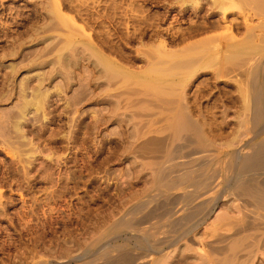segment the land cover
Segmentation results:
<instances>
[{
  "label": "rangeland",
  "instance_id": "1",
  "mask_svg": "<svg viewBox=\"0 0 264 264\" xmlns=\"http://www.w3.org/2000/svg\"><path fill=\"white\" fill-rule=\"evenodd\" d=\"M181 1L0 0V264H264V212L234 194L239 178L255 177H239L242 159L264 145L263 73L261 123L248 60L219 72L213 61L186 80L183 100L168 94L147 60L225 32L179 40L202 22ZM92 52L127 80L105 77ZM181 101L201 144L174 139ZM171 156L183 167L169 175ZM248 221L256 229L243 230Z\"/></svg>",
  "mask_w": 264,
  "mask_h": 264
},
{
  "label": "bare ground",
  "instance_id": "2",
  "mask_svg": "<svg viewBox=\"0 0 264 264\" xmlns=\"http://www.w3.org/2000/svg\"><path fill=\"white\" fill-rule=\"evenodd\" d=\"M185 3H184V2ZM182 7L183 5L185 6H189V8L193 9L192 11L193 14H195L194 16H196L197 18L199 19H202V22H198L199 25H196L195 26H192V30L190 29V33L188 32V34L186 35H189L188 37H186L185 34H182L179 36V40H181L182 42L183 41H186L187 39L189 40V38H193L195 36H199L200 34H205L207 32L209 33H214V31H220V30H225L224 33L220 34V35H214V36H208L207 38H204V39H194L195 41L191 42L189 45H185L183 49H179V51L177 50L176 52H173V53H170L169 52H166V51H163L162 55L159 54V56H157L156 59H150V60H147L148 61V64L146 66L147 70H153L152 72H155L158 76V79H167L170 81V86H167L165 88H170V92L171 91H175V93H179L181 94L180 95V99L183 100V96H184V91H185V87L187 86V83H186V80L192 76V74H195L197 73L199 70L205 68L207 65H209L211 62L213 61H220L221 64L225 63V65H218V72L223 70L222 68H225L227 65L229 66V69L230 70H233L235 71L237 69V66H238V62L240 61H243V60H248L249 63H248V66L250 68L247 67L246 69V72H247V78L251 77L253 82H252V87H253V93L251 94L252 95V113H253V116H252V121L254 123H261L262 122V119H263V113L262 111L259 110V108L261 107V102H260V91L257 89L258 87L257 86V83H258V75L262 74L263 73V78H264V0H182ZM184 3V4H183ZM179 5V6H181ZM181 8V7H180ZM188 8V7H187ZM187 8L186 10L183 11L186 12L187 11ZM239 10V12L241 13V15H244V21H239L238 19H232V20H229L228 19V16H229V13L232 11V10ZM183 10V9H182ZM182 12V11H181ZM186 14V13H185ZM246 15H251L252 16H256L258 17L261 22L258 24V25H250L249 24V18H247L248 16ZM65 17V16H64ZM66 19V18H65ZM148 19V18H147ZM253 19V17L251 18ZM67 20V19H66ZM132 20V19H131ZM133 21V20H132ZM69 22V20H68ZM71 22V21H70ZM69 22V23H70ZM70 26V24H69ZM136 27V26H135ZM71 28V27H70ZM139 30V29H138ZM242 30H244V33L241 34V36L238 35V32H243ZM145 31V30H144ZM75 32V31H74ZM216 33V32H215ZM208 34V33H207ZM129 36V35H128ZM206 37V36H205ZM196 38V37H195ZM187 40V41H188ZM181 43V42H180ZM186 43V42H185ZM114 44V43H113ZM184 44V43H183ZM71 45V44H70ZM163 45V44H162ZM67 46V45H66ZM69 46V45H68ZM80 46V45H79ZM86 47V46H84ZM158 47V46H157ZM164 47V50H165V45L163 46ZM162 47V48H163ZM61 48V47H60ZM161 50H163L161 47H159ZM115 49V48H114ZM62 50V48L60 49ZM64 50V49H63ZM72 50V49H71ZM84 50V48H83ZM94 49H88V51H92ZM80 51V50H79ZM86 52V50H84ZM75 52V51H74ZM83 52V51H82ZM162 52V51H160ZM158 52V53H160ZM94 53V52H92ZM154 53V52H153ZM157 54H154L155 55H158ZM73 54V52H72ZM84 54V53H83ZM91 54V53H90ZM90 54H89V58L93 57L95 60V63H96V66L101 68V72L104 73L105 77L107 76V74H114L113 75H110L109 78H111V81L112 80H115L114 78H118L121 74H120V68H119V64L118 66L114 63H110L103 55L101 54H98V53H94L93 56L90 57ZM150 54V53H149ZM63 55V54H62ZM77 55V54H76ZM82 55V54H81ZM66 56V55H65ZM78 56V55H77ZM150 56H153V55H150ZM153 56V57H154ZM129 57V56H128ZM156 57V56H155ZM58 58V57H57ZM61 59V55L59 57ZM62 58H64L62 56ZM78 58V57H77ZM150 58V57H149ZM87 59V58H86ZM65 60V58H64ZM155 60V61H154ZM253 62H252V61ZM89 61V60H88ZM146 61V62H147ZM154 61V62H153ZM255 61V62H254ZM254 63L252 66H251V63ZM64 63V62H63ZM66 64V63H65ZM244 65H246L245 63H243ZM67 65V64H66ZM155 66H158V67H155ZM155 67V68H153ZM236 67V69H235ZM245 67V66H244ZM240 68V67H239ZM243 68V67H241ZM63 69V68H62ZM65 69V68H64ZM216 69V68H215ZM71 70V69H70ZM96 70V68H95ZM67 71V70H66ZM150 71V72H151ZM217 70H215V74L217 73L216 72ZM100 72V71H99ZM222 73V72H221ZM219 73V74H221ZM245 73V72H244ZM116 74V76H115ZM119 74V75H117ZM69 76V75H68ZM122 76V75H121ZM125 76V74L123 75ZM127 76V74H126ZM108 77V76H107ZM129 77V75L127 76ZM127 77H125L126 79H124V77H120L118 79H121L122 80H127ZM153 77V76H152ZM220 77V75H219ZM262 78V79H263ZM107 79V78H105ZM117 79V80H118ZM103 80V79H102ZM110 80V79H109ZM123 80V81H124ZM130 80V79H128ZM100 81V79L98 80ZM104 81V80H103ZM122 81V82H123ZM117 82V81H116ZM141 82V81H140ZM189 82V81H188ZM43 83V82H42ZM120 83V82H118ZM143 83V82H142ZM147 83V82H145ZM111 84V82H110ZM114 84V83H113ZM126 84V83H125ZM169 84V82H168ZM148 85V84H147ZM256 85V86H255ZM136 86V85H135ZM154 86V85H152ZM164 85H160V87H162ZM173 86V87H172ZM263 86V85H262ZM112 87V86H111ZM110 87V89H111ZM123 87V86H122ZM131 87V86H130ZM155 87H157L155 85ZM154 87V90L156 91ZM159 87V85H158ZM176 87V89H179V92H176V89L173 90L174 88ZM178 87V88H177ZM180 87V88H179ZM188 87V86H187ZM186 87V88H187ZM163 89L164 87L161 88V92H163ZM181 89V91H180ZM184 89V91H183ZM152 90V89H151ZM158 90V89H157ZM168 90V89H166ZM168 90V92H169ZM117 91V90H116ZM160 91V90H159ZM159 91L157 93H159ZM165 91V90H164ZM178 91V90H177ZM38 92V91H37ZM149 92V91H148ZM154 92V91H153ZM160 92V93H161ZM167 92V93H168ZM130 93V92H129ZM134 93V92H133ZM152 93V92H151ZM150 93V94H151ZM156 93V94H157ZM165 94L164 95H167L166 97H168V94H172L171 93H168V94ZM109 94V93H108ZM155 94V93H153ZM163 94V93H162ZM161 94V95H162ZM176 94L173 96L175 97ZM121 95H123L121 93ZM140 95V94H139ZM144 95V94H143ZM158 95V94H157ZM162 96V97H165V96ZM169 95V97H171ZM48 96V95H47ZM124 96V95H123ZM147 96V95H146ZM151 96V95H150ZM178 94H177V99H178ZM37 97V96H36ZM125 97V96H124ZM156 97V96H155ZM165 97V98H166ZM173 97V98H174ZM45 98V97H43ZM150 98V97H148ZM154 98V97H153ZM173 98H171L173 100V102L175 101ZM185 98V97H184ZM38 99V98H37ZM36 99V101H37ZM41 98H39L40 100ZM161 99V98H160ZM33 100V99H32ZM157 100V99H156ZM164 101V100H163ZM167 101V100H166ZM249 101V100H248ZM247 101V102H248ZM29 102V101H28ZM153 102V101H152ZM157 102V101H156ZM155 102V103H156ZM168 102H172L170 101V99L168 98ZM172 102V103H173ZM177 101H175L173 103L174 107L175 105L177 104L176 103ZM178 102H179V99H178ZM246 102V104H247ZM34 103V102H33ZM37 103V102H36ZM44 103V102H43ZM132 103V102H131ZM42 104V103H41ZM186 103L184 102L182 104V101H181V105H183L181 107L180 105V110L175 114L173 115L172 118H174V122H172L173 120H171V123H174L173 124V129L175 130V137L174 139L176 138L177 140H181V141H184L186 144H192L195 140L201 144L202 143V133H203V130H202V126L199 124L198 121L194 120L192 117L191 112L190 114L188 113L190 110L188 109L187 107V110L185 108V105ZM250 104V102L248 103ZM247 104V105H248ZM21 105V104H20ZM24 105V103L22 104ZM32 105V104H31ZM39 105V104H38ZM43 105V104H42ZM168 105V104H167ZM172 105V104H171ZM188 105V103H187ZM246 105V106H247ZM27 106H30L29 103H27ZM40 106V105H39ZM249 106V105H248ZM35 107V106H34ZM38 107V106H37ZM42 107V106H41ZM177 107V106H176ZM28 108V107H27ZM170 108V107H169ZM172 108V106H171ZM26 109V108H25ZM24 109V110H25ZM173 109V108H172ZM261 109V108H260ZM40 110V109H39ZM167 110V109H166ZM176 110V108H175ZM189 110V111H188ZM263 110V109H262ZM171 111V110H169ZM22 112V111H21ZM167 112V111H165ZM174 112V111H173ZM19 114V113H18ZM23 115V114H22ZM172 116V114L170 115ZM175 116V117H174ZM192 116V117H191ZM23 118V117H22ZM171 118V119H172ZM17 119V116L15 118V120ZM14 120V119H13ZM169 120H170V117H169ZM7 121V120H6ZM20 121V120H19ZM18 122V121H16ZM15 123V122H14ZM15 125V124H13ZM258 126V125H257ZM15 127V126H14ZM18 127V126H17ZM11 130V129H10ZM20 131V130H19ZM13 132V131H12ZM10 133V132H9ZM183 133V134H182ZM8 134V133H7ZM11 134V133H10ZM15 134V133H14ZM9 135V134H8ZM16 136V135H15ZM14 139V138H13ZM195 139V140H194ZM183 142V144H184ZM182 144V143H181ZM184 144V145H186ZM180 146V145H179ZM177 148V146H176ZM181 149V148H179ZM177 149V150H179ZM176 154V153H174ZM173 154V155H174ZM178 155V154H177ZM173 156H171L172 158ZM177 157V156H176ZM174 156V158H176ZM170 159L169 158V166H164L165 168L163 169V172H165L167 170V173L169 171V175H172L173 172L170 173V170L172 169H176L177 167H183V166H178L181 161L180 159L177 165V162H176V159ZM178 158V157H177ZM175 162V163H174ZM167 164V165H168ZM181 165V164H180ZM198 166V165H197ZM168 167V168H167ZM185 167V165H184ZM180 169V168H179ZM188 169V170H187ZM186 170L184 169L185 172L183 173H186L187 171H190V173L192 174L193 171H191V169L189 170V168H187ZM194 169V168H193ZM173 170V171H174ZM240 174H238L239 177H242V175H253L255 177H251L250 179H247V177L245 179L247 180H244V177L239 178V181L236 182V186H235V196L244 204V207L245 209L246 208H250L251 207H254L256 210H262L264 212V180L263 181H260V179H257V177L260 176H263L264 174V145L254 149L252 151L251 154L249 155H246L243 159H242V162H241V166H240ZM181 172V170H180ZM189 173V172H188ZM188 173H186L184 177H189L191 176V174L189 175ZM216 173V172H215ZM257 176H256V175ZM167 175V174H166ZM177 176V175H176ZM198 176V175H196ZM201 176V175H200ZM246 176V175H245ZM192 177V176H191ZM217 177V176H215ZM250 177V176H249ZM171 178V177H170ZM177 178V177H176ZM195 178V177H194ZM190 179V178H188ZM264 179V178H263ZM238 180V179H237ZM176 181V180H175ZM187 181V179H186ZM190 181V180H189ZM196 181V180H195ZM167 183L165 184V187H167V189L169 190H173L175 189L176 187H178L179 183L176 182H170V181H166ZM188 182V181H187ZM193 181H191L192 183ZM198 182V181H197ZM205 182V181H204ZM202 181V183H204ZM210 182V181H209ZM165 183V182H164ZM201 183V182H200ZM196 184V183H194ZM205 185V184H204ZM199 186V184H198ZM208 186H211V185H208ZM164 187V185H163ZM185 187V186H184ZM183 187V188H184ZM205 188V186H204ZM207 189V188H205ZM190 190V189H189ZM175 191V190H174ZM187 191V189H186ZM197 191V190H196ZM168 192V191H167ZM189 193V192H188ZM192 193V192H190ZM192 194H195V193H192ZM184 195V194H183ZM186 195V194H185ZM192 196L189 195V198H191ZM208 202V201H207ZM206 202V203H207ZM253 208V209H254ZM254 209V210H255ZM253 211V210H252ZM251 212V211H250ZM249 212V213H250ZM256 212V211H255ZM136 213V212H135ZM253 214V213H252ZM257 214V213H256ZM255 214V215H256ZM258 215V214H257ZM248 216V214H247ZM246 216V217H247ZM252 216V215H251ZM262 218H263V215H261ZM245 217V216H244ZM250 218V216H248ZM256 218V216H255ZM246 219V218H245ZM248 219V218H247ZM253 219V218H252ZM261 219V218H260ZM243 220V219H242ZM258 220V219H256ZM264 221V220H263ZM262 221V222H263ZM238 222V221H237ZM242 221L238 222L239 225H243V224H240ZM245 222V221H244ZM260 223V222H259ZM263 224V223H262ZM239 225L236 224V227H239ZM261 225V224H260ZM254 222H247L245 223L244 225V229L243 230H250L252 231V229H256L254 228ZM257 226V225H256ZM242 227V226H241ZM241 227L239 228L238 231H241L242 232V229ZM260 227V226H259ZM262 228V227H261ZM234 230V228H233ZM237 230V229H236ZM264 230V229H263ZM261 231V230H260ZM258 232L255 230V233ZM240 234V233H239ZM257 235V234H256ZM236 236V235H235ZM250 236L252 235H249L248 237L250 238ZM247 237V236H246ZM245 236L242 238V241H245L248 240L249 238H246ZM253 237H256L253 235ZM259 238V237H258ZM229 240V239H228ZM239 240V239H238ZM236 240V241H238ZM251 240V239H249ZM235 241V240H234ZM242 241L240 240V243H242ZM237 244V245H240ZM244 243V242H243ZM242 243V244H243ZM260 243V242H259ZM264 243V241H263ZM258 244V243H257ZM236 245V246H237ZM250 245V244H249ZM253 245V244H252ZM256 245V244H254ZM259 245V244H258ZM219 246V245H218ZM243 246V245H242ZM220 247V246H219ZM230 247V246H229ZM249 246L245 245V248L247 249ZM250 247H253V246H250ZM222 248V247H221ZM220 248V249H221ZM231 248V247H230ZM233 248V246H232ZM239 248H242L240 246H238V249ZM255 248V247H254ZM237 248H235L233 251H235L236 253H232L233 255L232 256H236L239 254L238 252H240ZM222 250L224 251V249L222 248ZM245 249H242L241 252L243 253ZM251 250V249H250ZM249 250V251H250ZM253 250V249H252ZM238 251V252H237ZM225 252V251H224ZM232 252V251H231ZM251 252V251H250ZM229 253V252H228ZM226 252V255L228 254ZM247 253H249L247 251ZM253 253V251L251 252ZM230 254V253H229ZM241 254V253H240ZM239 254V255H240ZM125 255V254H124ZM220 255V254H219ZM231 255V254H230ZM243 256V255H241ZM251 258L253 257L252 255H249ZM229 257V256H228ZM141 258V257H140ZM145 258V257H144ZM237 258H239L237 256ZM230 259V258H229ZM233 259V258H232ZM244 259V258H242ZM136 261L138 260L137 258L135 259ZM132 261L134 262V264L136 263V261ZM228 260V259H227ZM231 260V259H230ZM229 260V261H230ZM236 260V259H235ZM234 260V261H235ZM240 260V259H239ZM247 260V259H246ZM245 260V261H246ZM126 261V260H125ZM123 261V262H125ZM128 261V260H127ZM232 261V260H231ZM232 261V262H234ZM248 261V260H247ZM118 262V261H116ZM225 262H228L225 260ZM236 263V262H235ZM246 263V262H245ZM244 263V264H245ZM223 264V263H222ZM240 264V263H239ZM241 264H243L241 262ZM251 264V263H250Z\"/></svg>",
  "mask_w": 264,
  "mask_h": 264
}]
</instances>
